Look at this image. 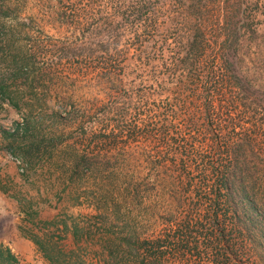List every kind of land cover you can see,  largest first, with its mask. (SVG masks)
<instances>
[{
	"label": "rangeland",
	"instance_id": "374dc122",
	"mask_svg": "<svg viewBox=\"0 0 264 264\" xmlns=\"http://www.w3.org/2000/svg\"><path fill=\"white\" fill-rule=\"evenodd\" d=\"M198 1L185 0L183 6L191 10L199 6ZM229 1L234 6V16L229 23L223 22L228 24L227 29L214 32L213 24L204 32H208L217 49L224 43V48L236 45L240 38L244 43L238 53L222 50L245 57V69L236 70L241 76L237 90L241 127L230 135L236 140V133L244 128L252 131L249 134L247 130L244 136L248 143L234 159H239L236 163L245 170L240 187L247 190L243 201L247 209L230 213L233 218L229 220L234 222L229 227L233 229L231 252L237 256L231 264H264V0ZM207 2L218 8L224 0H202L204 6H208ZM73 3L0 0V246L10 247L20 264H49L32 240L33 234L42 237L44 228L51 230L54 243L79 247L81 252L90 246L89 239L81 236L88 231L82 228L76 238L72 232L82 220L86 227L106 233L108 228L100 223L104 218L98 214L116 213L119 236L122 232L130 237L133 231L144 238L174 219L164 208H178L180 202L164 193L172 185H153L157 176L151 177L148 169L151 153L132 141L131 132L117 139L120 147L114 155L107 154L100 142V135L105 133L103 124L108 123L100 119L112 106L128 105L124 108L129 112V121L135 114L132 105L140 103L141 96L173 97L175 84L168 82V74H159L165 83L158 95L151 89L155 84L151 77L157 75L154 72L161 62L159 50L173 41L165 30L173 28L174 22L162 19L159 36L152 40L144 26L122 23L121 27L111 28L103 22V12L96 13L93 19L76 21L73 16L78 10ZM181 37L189 39L185 34ZM212 52L217 53L210 50L206 54ZM103 56L124 61L122 82L117 74L94 67L95 60ZM92 59V66L86 65ZM24 118L30 121L29 131L21 129L19 138L9 136L7 133L13 132ZM169 119L179 121L183 128L187 123L184 110ZM127 127H131L130 122ZM35 134L44 141L41 154L34 153L33 163L28 166L19 151ZM220 206L223 210L232 207L216 203L217 208ZM122 210L128 216L122 215ZM87 213L88 218L82 217ZM188 235L185 238L192 241L190 245L183 241L169 248L163 264H217V259L206 260H214V251L206 248L210 247V239H206L209 236L198 232ZM133 242L130 239L128 244Z\"/></svg>",
	"mask_w": 264,
	"mask_h": 264
},
{
	"label": "trees",
	"instance_id": "16d2710c",
	"mask_svg": "<svg viewBox=\"0 0 264 264\" xmlns=\"http://www.w3.org/2000/svg\"><path fill=\"white\" fill-rule=\"evenodd\" d=\"M73 1L72 5L80 12L73 16L76 21L93 19L96 13L103 12L106 13L101 16L103 22L108 23L111 28L121 27L122 23L136 28L144 26L145 34L152 40L159 36L158 25L162 24V19L174 22L173 28L165 30L173 41L159 50L161 55L158 60L161 62L156 66L157 72H154L157 75L151 77V82L155 83L152 85L154 89H151L158 95L162 93L159 89L163 90L165 83L159 74H168V82L175 84L173 97L153 99L151 96H141L140 103L132 105L135 114L134 119L129 121V112L124 108L128 105L112 106L107 110L105 118L100 119L108 122L103 124L105 133L103 131L100 135V142L107 148V154L114 155V150L120 147L117 139L122 138V133L131 132L132 141L139 142V148L144 147L151 153V165L148 169L151 177L157 176L153 179L156 182L153 185H172L164 193L180 202L178 208H164L174 219H166L170 221L162 230L152 231L154 234L144 238L133 231H130V237L122 232V236H119L115 229V223L119 221L117 214L107 215L100 211L98 215L104 218L100 223L103 222L105 228H108L106 233L86 227L84 220L79 222V226L76 224V231L72 232L76 238L77 232L82 228L88 231L81 236L89 239L90 246L81 252L79 247L69 248L64 243H54L53 234L47 228L41 230L42 237L33 234L32 240L49 264H163L169 248L172 249V246L183 241L191 243L185 237L190 232H198L209 236L206 239H210V247L206 248L214 251V260L208 258L207 261L217 259V264L236 261L237 256L231 252L234 246L231 240L233 229H229L234 222L229 218H233L230 213L247 209L243 205V201L247 199V190L240 187L246 175L245 170L236 163L239 159H234L239 156L238 150L248 143L244 135L250 130L244 128L239 134L237 132L236 140L230 134L241 127L238 122L242 113L238 109L241 98L237 95L241 76L236 70L245 69V57L241 59L237 55L222 53L225 43L217 49L208 37V32H204L206 26L213 24H216L212 26L214 32L221 28L225 31L228 26L225 23H229L234 16V6L229 0H224L223 5L218 8H212L210 2H207L208 6H204L202 0H199V6H193L191 10L183 6L185 0H101L99 3L96 0ZM179 25L184 26V33ZM181 34L189 39L182 40ZM242 41L240 38L236 45H229L224 49L238 53L244 45ZM210 50L217 53L206 54ZM93 61L86 62V65L92 66ZM94 67L110 74L113 72L119 76V82L123 81L126 64L122 59L103 56L98 61L95 60ZM179 110L180 113L184 110L187 118V123H183L184 128L179 125V121L169 119ZM128 122L131 127H127ZM29 128L30 121L24 118L21 124L17 123L13 132L7 134L19 138V131H29ZM36 134L19 151L22 161L28 166L33 163L34 153L41 154L44 135L39 133L42 135L40 138ZM172 178L175 182H171ZM218 202L229 203L232 207L226 210L222 206L217 208ZM127 214L122 210V215ZM88 216L89 213L82 215L84 218ZM176 232H183L185 235L178 237ZM130 239L134 242L129 245ZM0 264H20V258L10 247L2 245Z\"/></svg>",
	"mask_w": 264,
	"mask_h": 264
}]
</instances>
